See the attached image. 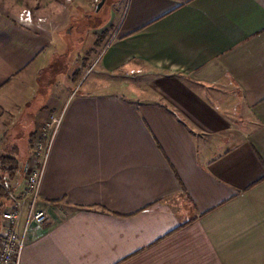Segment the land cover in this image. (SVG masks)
I'll return each mask as SVG.
<instances>
[{"label":"crops","instance_id":"1","mask_svg":"<svg viewBox=\"0 0 264 264\" xmlns=\"http://www.w3.org/2000/svg\"><path fill=\"white\" fill-rule=\"evenodd\" d=\"M94 1L53 27L0 5L7 192L64 113L21 264H264V0H119L105 25Z\"/></svg>","mask_w":264,"mask_h":264},{"label":"built area","instance_id":"2","mask_svg":"<svg viewBox=\"0 0 264 264\" xmlns=\"http://www.w3.org/2000/svg\"><path fill=\"white\" fill-rule=\"evenodd\" d=\"M98 3L99 0H95V4ZM20 21L33 25L31 11L21 13ZM37 22L43 21L38 19ZM63 118L64 113L51 117L35 140L30 164L32 167L26 172L23 191L19 194L8 191L12 205L4 208L1 213L4 229L0 236V264H21L29 232L33 230L35 239L43 235L49 217L47 210L40 205L41 189L52 143Z\"/></svg>","mask_w":264,"mask_h":264},{"label":"rangeland","instance_id":"3","mask_svg":"<svg viewBox=\"0 0 264 264\" xmlns=\"http://www.w3.org/2000/svg\"><path fill=\"white\" fill-rule=\"evenodd\" d=\"M118 2L119 0H106L103 8L99 12L94 14L95 16L98 17L99 21L101 22V25H105L107 22H109L114 12L118 13L121 10V5H118L119 4ZM115 3L116 5H118L117 7L115 6ZM74 4H75V0H0V5L6 7L7 9L9 8L20 9L23 7L31 8L37 20L42 19L43 21L41 22L42 24H45L48 21L47 24H49L52 27L54 26V24H52V22L49 21L48 17H38L39 12H42V14H48L49 12L51 13L52 11H56V7L58 6L61 9H63V13H64V11L66 12L67 9L73 8ZM83 23L86 24V21ZM94 68L95 66L93 68L91 67L89 68L90 69L89 73L84 78V80L82 81L81 85L78 88L79 91L83 90L81 88L82 85L86 82V80H88V78L90 80L93 77L92 73L95 71ZM83 88H85V86H83Z\"/></svg>","mask_w":264,"mask_h":264},{"label":"trees","instance_id":"4","mask_svg":"<svg viewBox=\"0 0 264 264\" xmlns=\"http://www.w3.org/2000/svg\"><path fill=\"white\" fill-rule=\"evenodd\" d=\"M100 2V1H99ZM97 8V7H96ZM0 219L2 210L9 205L10 196L7 188H12L22 172L23 164L13 155L0 156Z\"/></svg>","mask_w":264,"mask_h":264},{"label":"water","instance_id":"5","mask_svg":"<svg viewBox=\"0 0 264 264\" xmlns=\"http://www.w3.org/2000/svg\"><path fill=\"white\" fill-rule=\"evenodd\" d=\"M105 2H106V0H101V1L97 4V10H96L97 12H99V11L103 8Z\"/></svg>","mask_w":264,"mask_h":264}]
</instances>
